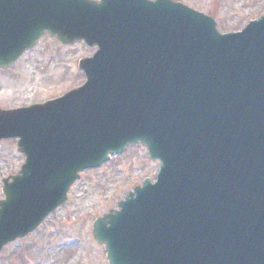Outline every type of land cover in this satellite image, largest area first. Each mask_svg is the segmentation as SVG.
<instances>
[{"label": "water", "instance_id": "water-1", "mask_svg": "<svg viewBox=\"0 0 264 264\" xmlns=\"http://www.w3.org/2000/svg\"><path fill=\"white\" fill-rule=\"evenodd\" d=\"M48 34L97 48L85 84L0 109L26 161L3 180L0 252L68 201L82 172L141 144L160 161L95 221L109 264H264V16L239 33L172 0H0V69Z\"/></svg>", "mask_w": 264, "mask_h": 264}, {"label": "rangeland", "instance_id": "rangeland-1", "mask_svg": "<svg viewBox=\"0 0 264 264\" xmlns=\"http://www.w3.org/2000/svg\"><path fill=\"white\" fill-rule=\"evenodd\" d=\"M174 1L214 18L223 34L240 32L264 15V0ZM94 53L84 44L64 47L44 36L15 66L0 72V108L44 103L81 86L85 77L78 63ZM24 161L16 141L0 145V200L3 179L17 174ZM159 165L150 160L146 148L135 145L100 168L84 172L68 202L37 231L6 246L0 264H108L104 247L93 238L95 220L117 210L146 179L154 182Z\"/></svg>", "mask_w": 264, "mask_h": 264}, {"label": "flooded vegetation", "instance_id": "flooded-vegetation-1", "mask_svg": "<svg viewBox=\"0 0 264 264\" xmlns=\"http://www.w3.org/2000/svg\"><path fill=\"white\" fill-rule=\"evenodd\" d=\"M27 54H28V53H27ZM27 54H25V55H27ZM25 55H24V56H25ZM24 56H23V57H24ZM23 57H22V59H23ZM0 72H2V71H0Z\"/></svg>", "mask_w": 264, "mask_h": 264}]
</instances>
